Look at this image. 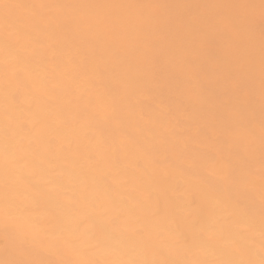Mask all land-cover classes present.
Here are the masks:
<instances>
[{"label":"snow or ice","instance_id":"snow-or-ice-1","mask_svg":"<svg viewBox=\"0 0 264 264\" xmlns=\"http://www.w3.org/2000/svg\"><path fill=\"white\" fill-rule=\"evenodd\" d=\"M0 102V264H264V0H0Z\"/></svg>","mask_w":264,"mask_h":264},{"label":"bare ground","instance_id":"bare-ground-1","mask_svg":"<svg viewBox=\"0 0 264 264\" xmlns=\"http://www.w3.org/2000/svg\"><path fill=\"white\" fill-rule=\"evenodd\" d=\"M21 2H39V0H21ZM59 2H102V3H134V2H149V0H59ZM160 3H255L259 4V0H157ZM257 26L259 24V9H256ZM3 109L0 102V120H2ZM4 258L2 247H0V259Z\"/></svg>","mask_w":264,"mask_h":264}]
</instances>
